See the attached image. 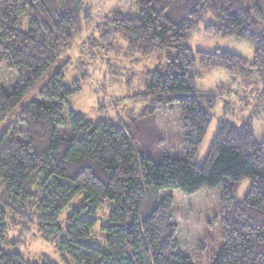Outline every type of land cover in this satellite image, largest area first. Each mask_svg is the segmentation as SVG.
Segmentation results:
<instances>
[{
    "label": "trees",
    "instance_id": "16d2710c",
    "mask_svg": "<svg viewBox=\"0 0 264 264\" xmlns=\"http://www.w3.org/2000/svg\"><path fill=\"white\" fill-rule=\"evenodd\" d=\"M91 21V15L82 17L79 0H0V122ZM201 25L207 35L251 42L253 61L227 50L194 52L189 42ZM98 27L97 42L106 55L122 51L120 40L131 54L162 53L165 66L149 73L150 85L136 97L178 106L187 159L154 161L140 154L143 130L135 120L94 122L77 112L70 99L82 92V82L67 84L61 69L0 135V176L9 208L0 204V264H30L11 249L22 240L6 242L10 227L57 240L63 212L81 195L85 204L69 213L57 244L63 257L75 264H194L179 252L174 198L159 201L158 195L172 189L191 196L215 188L221 189L223 245L212 264H264V141L257 140L253 120L242 128L222 120L204 164H195L212 111L229 89L199 90L203 71L223 69L243 83L257 75L264 100V0H139L138 14L114 11ZM4 67L18 75L12 92L3 86ZM245 181L250 190L238 200ZM107 201L115 208L96 238L97 212ZM100 238L105 247L90 242Z\"/></svg>",
    "mask_w": 264,
    "mask_h": 264
},
{
    "label": "rangeland",
    "instance_id": "374dc122",
    "mask_svg": "<svg viewBox=\"0 0 264 264\" xmlns=\"http://www.w3.org/2000/svg\"><path fill=\"white\" fill-rule=\"evenodd\" d=\"M82 17L91 15L92 21L85 25L83 32L73 42L71 48L51 67L41 81L31 90L24 100L5 121L0 122V135L16 120L28 103L38 98L40 89L63 69L67 84L80 79L82 92L71 97L72 107L83 113L91 121L98 122L109 118L117 123L136 121L135 126L143 131L138 141L137 151L154 161L169 156L186 160V150L180 123V113L177 105L156 106L152 101L139 100L136 95L146 92L150 85L149 73L165 66L161 54L142 56L127 51L126 44L120 40V53L106 55L98 44V26L117 11L126 15L139 13V0H79ZM26 21V19H24ZM201 25L192 35L190 46L194 52H213L227 50L245 57L250 62L254 59L255 47L246 40L235 37L223 38L207 35ZM204 79L198 84L199 90H213L219 85H226L227 92L218 98L213 109V120L201 146L195 164H204L211 145L216 138L222 120L230 121L242 128L249 118L253 120L256 138L264 141V100L261 97L263 86L257 75L251 76L246 83L234 78L223 69L203 71ZM18 75L15 71L3 68L2 81L7 92H12L17 84ZM100 106H105V113L100 112ZM133 125V123H132ZM251 182L245 181L237 195L243 200L250 190ZM167 196L174 198L175 222L179 225V252L192 259L194 264H212L222 245L221 189L201 190L186 196L178 190H163L159 192L158 200ZM7 192L0 176V204L9 212L5 205ZM85 204L84 195L79 196L62 214L60 224L63 234L67 230L69 213ZM115 205L107 201L98 209V225L94 237L102 235L101 228L108 224ZM83 216H89V207L83 211ZM21 227H10L6 242L22 240L23 244H14L11 249L20 251L30 264H43L46 261L58 264H75L69 257L61 254L57 244L63 234L56 240L46 241L36 230L29 235H22ZM97 238V236H96ZM103 238L90 241L93 245L105 247ZM7 247L6 244H2Z\"/></svg>",
    "mask_w": 264,
    "mask_h": 264
}]
</instances>
